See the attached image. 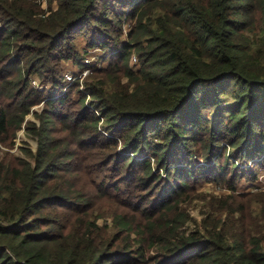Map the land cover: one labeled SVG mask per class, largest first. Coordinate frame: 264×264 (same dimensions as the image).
Listing matches in <instances>:
<instances>
[{
    "label": "trees",
    "instance_id": "obj_1",
    "mask_svg": "<svg viewBox=\"0 0 264 264\" xmlns=\"http://www.w3.org/2000/svg\"><path fill=\"white\" fill-rule=\"evenodd\" d=\"M126 21L132 22L122 39ZM79 33L110 56L85 83L100 115L84 106L62 123L93 147L100 117L111 129L106 156L119 173L102 197L112 203V222H100V202L72 183L66 160L72 154L45 124L71 103V87L80 86L73 82L63 92L60 67L61 60L81 63ZM34 74L52 90H29ZM226 93L234 103L223 102ZM47 95L53 99L36 112L41 124L32 136L36 165L0 169V264H264V192L236 206L234 190V178L256 179L264 165V0H47L46 8L41 0H0V143L7 145ZM32 124L27 120L26 130ZM223 140L241 162L261 160L228 174L217 154ZM119 143L125 153L117 152ZM149 154L165 182L154 208L138 206L139 216H129L125 211L139 199L132 182L146 190L161 178ZM195 154L219 156L195 169L176 165ZM220 175L233 194L203 197L205 217L187 234L174 195L193 186L191 178Z\"/></svg>",
    "mask_w": 264,
    "mask_h": 264
},
{
    "label": "rangeland",
    "instance_id": "obj_2",
    "mask_svg": "<svg viewBox=\"0 0 264 264\" xmlns=\"http://www.w3.org/2000/svg\"><path fill=\"white\" fill-rule=\"evenodd\" d=\"M42 7L47 6V0H41ZM55 6V4H53ZM132 21H126L123 23L124 34L122 35V39H126L127 32L130 29ZM75 45L82 56L80 60L81 63L70 60H61L60 67L62 68V77L63 80L67 83L66 87L63 88V92L67 90L71 83H75L79 81V85L77 87L72 88L69 94H71V103L67 105V108L61 107L58 113H55L49 117L50 121L45 123L49 128V136H52L54 142L60 141V148H68L71 152V156L68 157L67 165L72 168L73 173L71 181L75 185H82L89 189L93 201H99L102 205L103 209L99 213V221L100 222H112L114 218L113 213H109V204H112L111 201L103 199L102 194L106 186H114L115 179L114 176L119 173V169L117 172H113L114 168L113 163H108V158L106 153H110L108 149V144L105 141L107 138L114 137L111 129L106 128V122H104V118L100 117L101 120L99 122V128L97 132L92 133L94 136L96 134L99 139L98 145L96 147L89 146V141L91 138L83 137L82 140H75V136L78 135L77 128L68 129L64 127L62 120L68 114H79L78 112L83 109L84 106L88 108L89 113L95 111L97 114V110L92 105V97L85 91V83L89 80L90 76L94 74V68H99L106 66L109 62V57L106 56L104 50L92 47L88 45L86 35L83 33H79L74 38ZM90 57V63L85 62V58ZM130 66L137 70L140 68V64L138 63L136 53H132L130 58ZM70 72L73 75V79L70 81L65 80V74ZM125 80V78H124ZM29 90L35 89L36 91H40V93L46 94L43 91L52 90L51 84L48 81H44L40 78L38 74H34L31 77ZM62 92V93H63ZM86 92V94L84 93ZM84 95V96H83ZM47 99H53L51 95H47V98H43L41 101L37 102L32 106V109L26 116V120L23 122L21 129H18L11 136L13 137L4 145L0 143V169L4 171H8L9 173L15 172L18 164H22L24 162L30 164L31 166L36 165V153H37V140L33 138L35 131L41 124L40 118L36 115L37 113L43 112L45 107L48 108V105L45 103ZM38 100V98L36 99ZM222 100L224 103H234L235 97H233L232 93H226L222 96ZM86 111L85 113H88ZM100 115V114H98ZM31 120L35 122V125H30L31 129L26 130V121ZM71 120V118L69 119ZM104 122V123H103ZM68 129V130H67ZM108 129V130H107ZM95 137V136H94ZM155 143L159 141L158 138L154 139ZM120 142V141H119ZM203 145H200L197 154L203 153ZM125 153V150L121 147V143H119V148L117 152ZM225 152V154H223ZM230 152V154H229ZM194 155V159L191 163L185 162H177L176 165L179 166H187L191 169H195L196 167L205 164H212L215 162V159L219 155H214L210 158L202 159ZM206 153H204L205 155ZM221 155V163L226 166V172L228 174L232 173L231 168L233 166H237L241 169H251L255 162H259L261 158H257L256 160H251L248 163L241 162V157L236 155V151L233 152V148L228 144L226 140H223L219 144L218 153ZM227 154L229 155L227 157ZM152 162V167L156 174L161 173V178L159 181L153 182L148 189H143L140 187L139 183L132 182V187L136 195L139 196V199H134V205L132 208H129L125 211V213L129 216H139V212H136V208L139 206L140 209H152V203H157V199H159L161 183L165 182L162 179V176L165 177L166 173L161 168H158L157 161L153 154H149ZM226 157L228 159H226ZM201 159V160H200ZM123 162V159H121ZM226 162H228L226 164ZM233 164V165H232ZM139 176H144L142 173H139ZM220 175L218 179L213 180L210 178L204 179H195L191 178L188 180L190 186L186 188L185 192L182 195L175 194L173 197V202L178 203L179 211L184 212L186 215V220L183 223L182 229L187 234L194 230L197 223L202 221V218L205 217V212H207L208 207L206 201H204L203 197L208 194L211 195H227L233 194V190L229 187L226 181ZM237 176V174H236ZM233 178V176H230ZM225 179H227L225 177ZM221 180V181H219ZM235 191H236V206L240 204L253 203L257 200L264 192V165L258 167L257 178L253 180H248L246 177H241L238 180L235 179ZM163 186V185H162ZM117 199V203L121 202V197L115 198ZM125 202V200H123ZM144 204V205H142Z\"/></svg>",
    "mask_w": 264,
    "mask_h": 264
},
{
    "label": "built area",
    "instance_id": "obj_3",
    "mask_svg": "<svg viewBox=\"0 0 264 264\" xmlns=\"http://www.w3.org/2000/svg\"><path fill=\"white\" fill-rule=\"evenodd\" d=\"M90 61H91V58H90V57H86V58H85V62L90 63ZM71 79H73V75H72L70 72H67V73L65 74V80L70 81Z\"/></svg>",
    "mask_w": 264,
    "mask_h": 264
}]
</instances>
